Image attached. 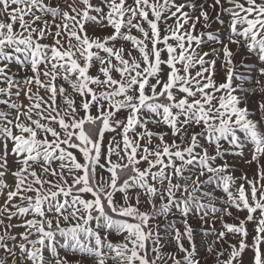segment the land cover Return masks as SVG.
<instances>
[{
	"label": "snow or ice",
	"instance_id": "obj_1",
	"mask_svg": "<svg viewBox=\"0 0 264 264\" xmlns=\"http://www.w3.org/2000/svg\"><path fill=\"white\" fill-rule=\"evenodd\" d=\"M0 264H264V0H0Z\"/></svg>",
	"mask_w": 264,
	"mask_h": 264
},
{
	"label": "rangeland",
	"instance_id": "obj_2",
	"mask_svg": "<svg viewBox=\"0 0 264 264\" xmlns=\"http://www.w3.org/2000/svg\"><path fill=\"white\" fill-rule=\"evenodd\" d=\"M161 223H163V221H161ZM179 226V225H178Z\"/></svg>",
	"mask_w": 264,
	"mask_h": 264
}]
</instances>
